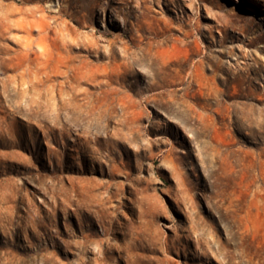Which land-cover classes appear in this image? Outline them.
<instances>
[{
    "label": "rangeland",
    "instance_id": "1",
    "mask_svg": "<svg viewBox=\"0 0 264 264\" xmlns=\"http://www.w3.org/2000/svg\"><path fill=\"white\" fill-rule=\"evenodd\" d=\"M244 1L0 0V264H264Z\"/></svg>",
    "mask_w": 264,
    "mask_h": 264
},
{
    "label": "bare ground",
    "instance_id": "2",
    "mask_svg": "<svg viewBox=\"0 0 264 264\" xmlns=\"http://www.w3.org/2000/svg\"><path fill=\"white\" fill-rule=\"evenodd\" d=\"M260 4L259 0H245L244 1V6L245 8L249 9V10H253V11H258V5ZM112 20L118 21L119 23L123 24V18L121 19L120 17H117L114 13L111 14ZM21 21V20H20ZM25 23L22 25L23 27L26 25H29V27H32L33 22L30 20H25ZM35 22V21H34ZM26 24V25H25ZM32 29L28 30V36L26 37V45H25V49H27V54L28 52H30V50L32 49V38L30 35ZM76 75V73H75ZM77 76V75H76Z\"/></svg>",
    "mask_w": 264,
    "mask_h": 264
}]
</instances>
